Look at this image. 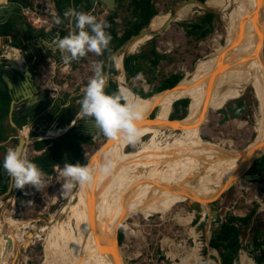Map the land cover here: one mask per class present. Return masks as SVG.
<instances>
[{
	"label": "rangeland",
	"instance_id": "rangeland-1",
	"mask_svg": "<svg viewBox=\"0 0 264 264\" xmlns=\"http://www.w3.org/2000/svg\"><path fill=\"white\" fill-rule=\"evenodd\" d=\"M27 1H29V3L32 5L35 4L36 8H40V18L47 21L44 23L45 27H50L51 25L55 24L54 18L57 15H53V13L49 12L54 11V4H56V0ZM180 1L181 0H154V6L157 10V14L160 12L167 13L177 2ZM42 3L44 4V6H42ZM192 3L195 6V12L189 14L182 20L173 21L171 25L164 31V33L155 36L153 41H150L149 39V41L146 40L144 43L140 44L139 48H137L135 53H145L150 48L149 46H154L156 52L159 55V62L156 66H153L152 64H150L149 66L147 65L149 67L148 75L143 74V76H145L144 79H147L149 77L151 79V82L144 83L142 80L143 76H141V74H137L135 77L128 78L124 70V78L127 85L129 86V89L132 90L133 87H142V89L144 88V91L147 90L149 92L155 86L159 85L161 80L169 74L179 72L182 76H184L186 72L193 71L195 68L196 73L201 62L216 49L215 47H217L218 44L226 43V24L221 15H218V18L212 23V29L203 31V34H200V36L198 34V31L192 30L193 28L188 27L190 24L199 22L203 18V16H205V13L208 12L206 9H208L210 5H212V7H216L217 2L211 1L206 9H201L199 5H195L194 2ZM180 6L184 7L185 5ZM47 8L48 11L44 12V9ZM14 12L23 14L21 10L20 12L18 10H15ZM157 14L154 16H157ZM131 15L132 13L130 11L125 12L124 9H122V11L120 12L121 17H118L119 19L117 20V22H115L117 31L121 32L123 27L125 26V22L122 16H125L126 19H129ZM19 31V29L17 30V32L15 31V38L19 37ZM41 38L44 37L40 36L37 39L33 38L32 42L36 41L37 44H40ZM50 38L44 39L48 40ZM9 45L10 42L8 38H0V49L5 50ZM133 53H130L128 55H131ZM20 54L22 55L24 60L25 55L22 52ZM109 56L110 54L106 55L105 53L102 56L88 53L85 57L81 58L75 63H66V78H63L65 76V73L62 70L63 64L59 61L58 56H56V54H54V56H52V54H46L45 58L42 60V66L39 67L40 71L37 68L36 77L34 78V81L30 80L31 85H28V88L35 93L36 90L38 92V88L40 87V85H50L48 82L49 78L47 77V73L48 70L51 69L50 65H52L53 62V65L56 66V75L51 81H54V83L57 85L58 90H64L65 88L63 85L66 82V100L67 102L68 100L71 101L74 106L73 108L75 114H78L80 109L79 103L82 98V95H78V93L82 92L81 90L87 85L89 78L93 75L92 66L95 62H99L103 65V72H105V84H107L108 82V76L116 80V72L110 73L109 75L106 73L107 68L105 67V64L108 63ZM49 58H51L50 61L48 60ZM144 61L145 60H142V62ZM25 62L26 63H23L25 65L22 66V71L20 72L24 71L27 66L28 60L26 59ZM111 62L114 63V67L117 70L115 62L113 61V54L111 55V61H109V64ZM7 65H9L7 60L0 59L1 67L10 69L7 67ZM36 67L34 66V69H36ZM4 75L8 74L6 72L0 73V85H2L1 81ZM10 81L12 83L13 92L16 91V96L20 95L19 93H21V90L23 89V87H25L23 83V75L21 74L20 76H18L15 79V82L11 79ZM194 82L195 81L193 79V81L189 83L190 93ZM117 88L119 89L118 83ZM39 94L41 95V93ZM175 94L176 91H174L173 97ZM189 97L191 102V96ZM140 98L143 97L140 96ZM237 98V100H239V104L244 103L246 105L243 116L241 117H234L230 118L227 121L221 122L223 114L220 112V109L225 108L229 104V100L233 98H228L222 105L218 107L211 106L209 108H206L207 111L205 110V119L201 120L199 123V136L202 139L210 140L218 144L223 143L222 145L224 148H234L236 150H241L243 147L253 141V139L257 136L255 131V121L258 112L257 101L255 100L252 93V88L250 86H247L244 89L242 95L238 96ZM143 99L147 103L148 113H150L151 110L154 109L150 113V115H155L157 112L159 101H156V107L152 108L151 105L153 103L149 102L148 99ZM172 101L173 100L169 101L165 105L166 117L168 119L169 114L171 113L177 115L184 114V117L181 119L171 120L172 122H182L189 114L190 102H187L186 107L183 104L178 105L177 111L173 109ZM29 104L31 103L29 102ZM169 104L170 109L169 113H167L166 106ZM71 122L72 121H70L69 124H71ZM24 124H27L28 127L32 125L31 122L27 121ZM63 126L65 125L55 126L54 122L52 126H49L48 128L46 127L47 129L45 130L44 134H46L48 130L53 132V134H50L52 136L51 138L46 139L47 145H45V148L36 149L34 148L33 142H26L24 144V153L26 154V158L29 159L37 156V154H40L45 149L51 148L54 138H64L66 136L65 132L58 131V128ZM184 127L185 124L183 123L174 127L171 126V129L169 128L163 130L162 132H159L156 135V138L161 140L162 143H167L169 140L177 137L182 132ZM150 137L151 136L148 134L144 135L142 139H139V141L135 145H131L125 142L124 146H121L117 149V155L126 156L130 153L135 152L139 149L141 143L143 141H147ZM106 139L107 138L100 139L97 142H86L82 144L81 148L85 163H88V161H91L92 163L95 160V155L98 152H101L103 148H105L106 144L112 141H107ZM9 147H15V142L11 139L5 141L2 145H0L1 162L6 153V150ZM249 160H251V158H245V160H242L241 158L240 160H238L237 164L247 162ZM228 163H230L229 166L227 165ZM232 164L233 162H229L226 159L215 160L214 167L222 166V168L219 172L215 169L208 170L212 173H215V176L210 179L212 180V183H214L211 188L208 183L209 178L208 176H206L207 170L204 169V167H199L200 169H197V171H195L193 170V166L187 164L184 168V185L176 195V200L172 202L174 206L171 211L166 213V215H164L163 217L161 213H156L149 217L146 216L145 212H143L142 214L138 213L137 215H134V217H131L128 220V222L132 224V232L131 230L125 229L123 226H120L118 229L116 228L118 230V233L122 234V240L119 245L123 247V256L127 264H173L174 260L170 253L183 255V247H186V249H188L194 246L200 247L199 252L203 258L202 264H219V253L209 245V238L211 236V233L218 227L219 223L225 220V217L229 214L244 216L253 209L254 213L251 217L249 227L251 228L252 224H254L259 227L260 230L264 233V207L263 209L259 210L260 200L264 202V182L260 181V179L246 178L243 175L241 177L242 172H246L252 175H259L257 173L258 168H255L254 171H252L251 169L254 168V166L253 163L249 162L240 166L238 170H235L237 168H234L224 175L220 174V172L228 171L229 168L232 167ZM57 166L58 169L55 170L53 167L52 171L48 175L43 173L45 185L43 190L38 191L31 186H25L24 189L11 188L9 193L6 191L0 192V223L4 224L5 228H7L13 216L18 221H27L29 223V227L27 228H25V224L20 225L19 232L21 237L25 238L24 233L26 231L37 232V234H39L38 237L34 238V242L32 244H30L26 249L22 248L20 250V256L18 255V260H20L19 264H40L41 262H44L46 260V256L48 255L49 251V241L51 240L49 237L45 240V233L42 232L41 229L47 222L51 220L52 216L57 215L56 213L61 210L63 204H65L68 199L73 196V193L78 188V185H76L70 193L62 194L61 182H63V178L59 175V172L63 168V165L57 164ZM187 167H189L190 171L186 170ZM191 183L197 184V187L191 189ZM200 187H203L208 191L205 195V198L210 210H207L205 208L202 209L201 204H203L204 198L200 196V193L195 194V196L193 197V200L195 201H192L191 203L185 201V198L182 197L187 195L186 200H188L191 194H193ZM157 196L158 198L160 197L159 194H157ZM208 211L211 212L212 216L214 215V213L216 214L215 220L209 221L210 218L208 215ZM176 212L180 213V215H178L179 218L180 216L192 215L189 213H193L192 221L189 224L178 223L175 218ZM64 217L67 220L70 219L72 229L76 230V223L72 217L71 209L66 211ZM201 218H203L204 223L198 225V222ZM119 223H121L122 225L124 224V222L122 221H120ZM107 224H109V222ZM33 225L34 227L32 228ZM191 227H194V229L198 231L197 238H194L189 233V229ZM6 233L7 235H4L0 238V264L12 261L10 251L7 249L8 243L10 242V236L8 235V232ZM240 238L242 239L241 242L243 243L240 248L241 253L243 251H249V255L244 259L243 262L241 256H239L238 251L236 264H249V262L250 264H257L252 256V253H254L253 249H251L247 245H244V236L241 235ZM164 239H167V242L163 241ZM178 257L179 256L175 258L177 261L179 260ZM48 262L49 260L46 261V264H48Z\"/></svg>",
	"mask_w": 264,
	"mask_h": 264
},
{
	"label": "bare ground",
	"instance_id": "bare-ground-1",
	"mask_svg": "<svg viewBox=\"0 0 264 264\" xmlns=\"http://www.w3.org/2000/svg\"><path fill=\"white\" fill-rule=\"evenodd\" d=\"M211 1L217 2L216 7H208V9L221 15L225 21L226 43L218 44L216 49L201 62L196 73V68L186 72L176 86L150 97V100L154 101L157 96L166 93L161 99L156 100L159 104L151 122L152 125L139 126L142 133L140 139L146 134L151 137L143 141L138 150L126 156H118L117 149L124 146L126 142L118 139L106 144L105 148L95 155V160L91 163L93 182L90 185H78L73 196L63 204L57 215L52 216L51 220L42 227L41 231L45 233V240L49 237L51 241H49L50 252L48 251L46 260L40 264H46L48 260V264H127L123 256V247L118 242L117 229L123 226L132 232V224L128 220L138 213L145 212L147 217L161 213L163 217L171 211L174 206L172 202L176 200V195L184 185V168L187 164L193 166L195 171L204 167L207 170L206 176L209 178L208 183L211 188L214 183L210 179L215 176V173L208 170L215 169L219 172L222 168V166L214 167L215 160L226 159L233 162L228 171L220 172L224 175L234 168L251 162L255 156L264 151L263 147L253 156L252 154L239 156L238 150L224 148L223 143H214L199 136V123L205 119L206 108L218 107L228 98H237L242 95L247 86H250L257 101L258 114L255 121L257 136L247 145L256 146L257 143L264 142V0H206L203 3L189 0L176 4L172 11L158 13L149 22V28L153 31L159 30L172 12L175 21L184 19L195 12L192 2L199 5L201 9H206ZM247 15L249 17L245 19ZM257 24L258 28H256ZM149 38L150 36H136L127 41L124 46L136 41L134 44L123 46L124 48L113 53V61L118 71L119 88L125 89L129 100L135 102L140 108L124 78L123 59L126 55L135 52L140 44ZM193 79L195 82L191 89L189 114L182 122L170 121L166 117L165 105L173 100L174 91L177 94ZM176 100L178 99L173 100L172 104ZM144 119L141 124L146 123ZM182 123L185 124L182 132L177 137L167 140V143H162L156 138L159 132ZM26 133V128L22 129L24 143L29 141ZM49 134L53 132L50 131ZM261 136L263 140L259 139ZM24 155L26 156L25 153ZM241 158L242 160L251 158V160L237 164ZM106 163H110L111 167L107 171H100L102 165ZM227 165L229 166L230 163ZM186 170L190 171L189 167ZM191 185V189L197 187V184L191 183ZM207 192V189L200 187L188 200H186L187 195L182 197L191 203L195 201L193 200L195 194L200 193V196L204 198L201 204L202 209L210 210L205 198ZM156 193L160 195L159 198ZM69 209L72 210L76 230L72 229L70 219L67 220L64 217ZM178 215L180 213L176 212L175 218L178 223L186 224L185 219L178 220ZM208 215L211 221L213 217L211 212L208 211ZM120 221L124 224L119 223ZM108 222L112 225L108 226ZM22 224H25V228L29 227L27 221H18L13 216L7 228L0 223V238L7 235L6 232L10 236L7 249L10 251L12 261L4 264H19L20 250L26 249L34 242V238L39 236L37 232L26 231L25 238L21 237L19 227ZM111 227L115 229V237ZM102 231L111 238L114 248L102 242L104 240L100 237ZM98 240L108 248V253L100 250ZM197 248L198 246H194L192 251H196ZM240 255L244 262L247 255L244 251ZM178 262L182 263L181 260Z\"/></svg>",
	"mask_w": 264,
	"mask_h": 264
},
{
	"label": "trees",
	"instance_id": "trees-1",
	"mask_svg": "<svg viewBox=\"0 0 264 264\" xmlns=\"http://www.w3.org/2000/svg\"><path fill=\"white\" fill-rule=\"evenodd\" d=\"M65 1H66V6L69 7L74 6L78 11H84L88 9V7L83 4L84 0H65ZM134 1H135V5L132 10V15L129 19L124 18L125 26L123 27L121 34L118 35V31L115 26L116 24L112 25L110 28L106 30L112 36L109 49L104 52L106 55L113 53L126 39H128L131 35L137 33L142 27L148 25L151 18L157 14V10L154 6V3H151L149 0L145 2L141 0H134ZM55 3L56 5L58 4L59 9L63 6L62 0H56ZM209 7H212V5H210ZM213 16H214L213 13L206 12L205 16H203V18L201 19L203 25L206 22L210 23L212 21ZM60 18L63 22L61 24L55 23L53 25V34H56L57 32H62L61 37H63L64 35L67 34L70 28L68 27V20L64 19L63 16H60ZM65 26H66V30H64ZM188 27H191L193 28L192 30H195V27L200 28L201 25L197 22L190 24ZM28 28L31 29L33 27L26 21L24 14H18V13L11 14L4 21L0 22V35L10 36L12 39L10 42V45L12 47L7 46L5 50L0 49V59L7 58L8 63L13 67L22 69V66L25 65L23 64L24 63L23 57L20 54V51L17 49V48H21L22 46L21 38L20 37L15 38V31L17 32V30L19 29L22 32H26V29ZM27 37L28 38L31 37L30 33L29 36ZM153 39L154 37L150 38L149 40L153 41ZM135 42H130L126 44V46L124 47L130 46ZM142 60L145 61L142 62ZM158 62H159L158 53L156 52L155 47L153 46L148 53L138 52L128 55L125 58L124 70L128 78L136 76L137 74L148 75V71H149L148 66L150 64L156 66ZM105 67H107V69L111 73L116 72L113 62H111L108 66L107 64H105ZM1 72H6L7 74H9V69H5L0 66V73ZM182 78L183 76L181 75V73L176 72L173 74H169L168 76H165L161 80L159 85L155 86L153 90L149 92L148 91L144 92L142 88H137V87L133 88L134 92L130 89V92L132 95H134L136 102L141 106L142 111L144 113V117L148 113V108H147V103L143 98L145 99L149 98L148 99L149 102L153 103L151 107L152 108L156 107L155 101L161 99V97L164 94L157 96L154 101H151L150 97L153 96L155 93H159L164 90L170 89ZM115 79L119 85L118 71L115 74ZM148 80L151 81L150 78H148ZM117 83L111 80L109 82V85L105 88V91L108 93H113L117 91L118 90ZM140 96H142L143 98H140ZM189 96H191V93H190V84L188 83L174 96L173 100L175 99L178 100L173 102L172 104L173 109L178 111L177 106L180 104L181 105L183 104L186 107L187 102L188 101L190 102ZM182 97H188V98H182ZM10 101H11V96L9 94L8 89H0V142L4 141L8 137V132L12 130L9 121L7 120ZM169 109H170V104L166 106L167 113H169ZM153 110H151V112ZM66 113H68L70 117L64 119L63 116H61L62 117L61 122L68 124L70 123L71 115H73L74 113V108L72 106L66 107ZM150 113L146 116V119H148V117L150 116L152 119L155 117L154 114L150 115ZM183 117L184 114L177 115L171 113L169 114L168 119L171 121V120L181 119ZM145 121L146 120H144V122ZM152 121H150V123ZM23 122L24 120L20 121L19 126H21ZM146 123H149V121H146ZM86 142H87V138L82 134V132L77 131L73 127H71L66 132V136L64 138L59 137L53 139L51 148L45 149L40 154H37V156L29 158L28 160L36 163L39 166V168L42 170V172L46 175H48L52 171L53 166L56 164L63 165L65 162H72V163L79 162L81 164H85V159L83 158V152L81 146ZM45 145H46V140H40L34 142V148L36 149L45 148ZM253 166L254 168H252L251 170L254 171L255 168H258L257 172L260 175V181L264 182V153L259 158L254 160ZM235 170H238V168ZM6 190H7V186L3 185L2 191H6ZM253 213L254 210L252 209L250 210L249 213L245 214L244 216L229 214L225 217V220L220 222L218 227L211 233L209 239V245L218 251L220 264H233V260L236 259L238 255V251L241 247V238H240L241 235L244 236L249 243H251V247L254 253L256 252L253 255L255 262L260 264L262 261H264V248H263L264 233L263 231L260 230L259 227H257L254 224H252L251 228L249 227ZM180 218L178 216L179 221L185 219L186 224H189L192 221L193 214L180 216ZM215 219H216V215H213L212 221ZM202 223H204L203 218L200 219L198 225H201ZM110 225L112 224H109L108 226ZM111 230H112V234L115 237L116 234L115 229L111 227ZM189 233L194 238H197L198 236V231L195 230L194 227H191L189 229ZM100 237L106 240V241L103 240L102 241L103 243L114 248L113 243L111 242V238L109 236L108 237L106 236L105 231H102ZM121 240H122V234L118 233V242L120 243ZM163 241L167 242V239H164ZM183 248H184L183 255H179L177 253H170V255L173 257L174 260L173 264H180L175 259L177 256H179L178 258L179 260H181L182 264H202V256L200 255L199 252L200 247L197 248L198 250L197 253H196L197 250L192 251L193 247H190L188 249H186V247Z\"/></svg>",
	"mask_w": 264,
	"mask_h": 264
},
{
	"label": "clouds",
	"instance_id": "clouds-1",
	"mask_svg": "<svg viewBox=\"0 0 264 264\" xmlns=\"http://www.w3.org/2000/svg\"><path fill=\"white\" fill-rule=\"evenodd\" d=\"M7 7L8 0H0V11ZM63 17L71 21V28L67 34L61 37L57 33L42 43L53 53L58 50L64 63L79 61L88 53L102 56L109 49L112 36L106 31L110 27L106 21L98 19L91 12L78 11L74 6L66 9ZM54 22L61 24L63 21L57 15ZM92 69L93 75L81 90L83 95L78 115L81 119L89 118L92 126L109 140L123 139L128 144L135 145L142 134L139 127L144 118L142 109L129 101L128 93L123 88L113 93L105 91L101 63L95 62ZM110 167L111 164L106 163L102 165L100 171H107ZM0 169L10 177V186L14 189L31 186L39 191L45 187L42 170L36 163L26 158L22 145L6 150ZM59 175L63 178L62 194L70 193L76 185H90L94 179L91 161L85 164L65 162Z\"/></svg>",
	"mask_w": 264,
	"mask_h": 264
},
{
	"label": "flooded vegetation",
	"instance_id": "flooded-vegetation-1",
	"mask_svg": "<svg viewBox=\"0 0 264 264\" xmlns=\"http://www.w3.org/2000/svg\"><path fill=\"white\" fill-rule=\"evenodd\" d=\"M11 3H18L20 6L17 8H14L11 12V14H16L18 12H14L15 10H18L20 12H22V4L23 2H25L26 0H9ZM93 1V0H92ZM95 1V5L91 6L89 4L88 9L92 8V10L90 11L92 14H94L96 17L101 14L104 13L105 19L104 21L107 22V24L111 27L112 25L115 24V20H113L114 18H116V16H120V12L122 11V9H124L125 12H131L134 8L135 5V1L134 0H116V3H109V5H105L103 4L100 0H94ZM127 1V3L124 5V2ZM143 2L147 1V0H141ZM151 3H154V0H149ZM206 1V0H205ZM62 4L63 6L59 9L58 4H54V10L56 11V14L58 16H63V13L66 9L69 8V6H66V1L62 0ZM60 5V4H59ZM86 5V6H87ZM176 5V4H175ZM42 6H44V4L42 3ZM87 9V10H88ZM45 11H48L47 9H44ZM87 10H84L85 12H87ZM23 13V12H22ZM51 13V12H49ZM10 14V15H11ZM2 16V13H0V18ZM112 19V20H111ZM152 19V18H151ZM217 19V18H216ZM215 19V14L212 18V21L210 23L206 22L203 25V22L200 20L198 23L201 25L200 28L195 27V30L198 31L199 36L200 34L202 35L203 31H208L212 29V23L214 22ZM70 24V21L68 22V25ZM109 27V28H110ZM64 30H66V26L64 28ZM30 33V38H28L27 36H29ZM60 34V36L62 35V32H57ZM56 33V34H57ZM19 37L21 38V48H19V51H21L24 55H25V59L23 60L24 63L25 60H28L26 69H28L30 71V76H28L29 80H33L36 77V72H37V68L40 71V68L42 66V60L45 58L46 54H52V56H54V54H56V56H58L59 61L63 64V72L65 73V76L63 78H66V63H64L61 60V56L59 51L57 50L56 53H53L52 50H48L42 43L43 40H45L44 38H50L55 36L56 34H53V25H51L48 28H28L26 29V32H22L21 30L19 31ZM44 37L41 38L40 44H37V42H32L33 38H38V37ZM3 35H0V38H3ZM26 37V38H23ZM18 49V48H17ZM21 49V50H20ZM20 52V53H21ZM73 63H75L76 61H72ZM34 66L36 67V69H34ZM6 67V65H5ZM107 68V67H106ZM44 70V69H43ZM45 71V70H44ZM104 71V70H103ZM106 73L109 75L111 72H109V70L107 69ZM23 75V72L17 71L13 68L9 69V78L11 80H14L20 76ZM104 76H105V72H104ZM24 77V75H23ZM108 82L106 84V87L109 85V82L112 80L114 81L113 78H111L110 76H108ZM24 81H25V77H24ZM23 81V83H24ZM2 85H0V89H8L9 94L11 96V100L14 98L16 100V104H15V108L12 111V119L16 125V127L12 126V130H10L8 132V137L2 141L1 143L3 144L5 141L7 140H13L15 142V147L18 144L19 141V135H22L19 132L20 127L27 121V122H31V124L35 127L36 132L35 135L36 136H49V130L47 131L46 134L45 130L49 127L52 126L53 123L55 122V126H60V125H67L66 123H62L61 119L63 116L64 119L69 118L70 115L68 113H66V107L68 106H73V104L71 103L70 100H66V82L64 83V90H58L57 87L55 88H51L50 86H47V84L40 85V87L38 88V92L41 93V95L37 92V95L40 97L39 101H35L33 99H31L30 97H26L24 96V94H20L18 96H16V91L13 92V88H8L6 82L3 80L2 78ZM115 82V81H114ZM105 87V88H106ZM134 88V87H133ZM35 90V89H34ZM133 90V89H132ZM78 95H83L82 92H79ZM16 96V97H15ZM11 102V101H10ZM31 104H28V103ZM237 105H242L239 104V100L236 101ZM244 104V103H243ZM10 107V106H9ZM230 107V103L225 107V109H228ZM64 109V112H63ZM9 114V111H8ZM89 118H83L81 119L80 116L78 114H75V111L73 113V115H71L70 121L71 124L68 123V125H70V127L65 131L66 132L73 127L75 130L82 132V134L87 138V142H97L100 139H105L106 137L103 135V133L101 132L99 135H95V136H91L90 135V131H97V129H95L92 126V123L90 121H88ZM7 120L9 121V115L7 117ZM24 120V122L20 125V121ZM10 123V121H9ZM30 124V123H29ZM47 127V128H46ZM10 132H14V135H10ZM48 139V138H46ZM43 139V140H46ZM34 143V142H33ZM47 145V143H46ZM0 163H2L0 161ZM258 173V172H257ZM7 174L0 169V192L2 191L3 185H6L10 182V177H6Z\"/></svg>",
	"mask_w": 264,
	"mask_h": 264
},
{
	"label": "water",
	"instance_id": "water-1",
	"mask_svg": "<svg viewBox=\"0 0 264 264\" xmlns=\"http://www.w3.org/2000/svg\"><path fill=\"white\" fill-rule=\"evenodd\" d=\"M103 4H105L106 6L107 5H109V3H116L115 1L116 0H100ZM185 1H189V0H181L180 2H177L176 4H178V3H182V2H185ZM195 1H198V2H204V1H202V0H195ZM8 4H9V7H7V8H5L3 11H0V13H2V16H1V18H0V22L1 21H4L10 14H11V12H12V10L14 9V8H17V7H19L20 5L18 4V3H11L9 0H8ZM83 4L84 5H87V4H89V5H91V6H94L95 5V1L93 0H84L83 1ZM175 6V5H174ZM172 9H173V7L170 9L171 11H172ZM208 12H210V13H213V14H215V19L217 18V13L215 12V11H213V10H211V9H206ZM252 13L250 12V15H251ZM252 16H253V14H252ZM249 16L247 15V17L245 18V19H247ZM112 20V19H111ZM173 21H175L174 20V13L172 12L171 14H170V16H169V18L167 19V21L165 22V24L159 29V30H155V31H153V30H151L150 28H149V23H148V25H146L145 27H142L137 33H135V34H133V35H131L128 39H126L115 51H117V50H120V49H122L123 48V46H124V44L127 42V41H129L130 39H132V38H134V37H136V36H139V37H143V36H150V38H152V37H155V36H157V35H159V34H162V33H164V31L171 25V23L173 22ZM255 22V21H254ZM23 27H25V26H23ZM256 28H258V24H257V26H256ZM257 31H258V29H257ZM259 32V31H258ZM149 38V39H150ZM11 37L9 36V42H11ZM9 47H12L11 45H9ZM114 51V52H115ZM113 52V53H114ZM112 53V54H113ZM111 54V55H112ZM111 55L109 56V58H108V63L107 64H109V61H111ZM128 55H126L125 57H124V59H123V69H124V64H125V58L127 57ZM159 57V56H158ZM12 68L13 69H15V70H17V71H22V69H20V68H16V67H13L12 66ZM116 72H117V70H116ZM23 75H24V77H25V81H24V86L25 87H23V89L21 90V93H19V94H24V96H26V97H30L31 99H33V100H35V101H39L40 100V97L37 95V93L35 92H33L32 90H30L29 88H28V85H31V81L28 79V76H30V71L28 70V69H24V71H23ZM3 80L6 82V84H7V86H8V88H12V83H11V81H10V79H9V77H8V75H4L3 76ZM116 83H117V81L116 80H114ZM180 82V80L174 85V86H176L178 83ZM173 86V87H174ZM172 88V87H171ZM237 99L238 98H234V99H231V100H229V103H230V107L228 108V109H225V108H221L220 109V112L223 114V118H222V120H221V122H224V121H227V120H229L230 118H234V117H241V116H243V112H244V110H245V108H246V105L245 104H242V105H237V103H236V101H237ZM15 104H16V100L13 98L12 100H11V102H10V107H9V121H10V124L12 125V126H14V127H16V125H15V123H14V121H13V119H12V111L14 110V108H15ZM29 104V103H28ZM207 114H208V112H207ZM147 120H149V123H143V124H141L140 123V125L141 126H151L152 125V123H150V121L152 120V118L151 117H148V119ZM92 123V122H91ZM139 125V126H140ZM101 132L97 129V131L95 132V131H90V135L91 136H95V135H99ZM15 133L14 132H10V135H14ZM108 139V138H107ZM106 139V140H107ZM260 140H263V136H261L260 138H259ZM24 141H25V139H24V137L22 136V135H19V141H18V144H17V146L18 145H22L23 146V148H24ZM253 146V145H252ZM248 146V145H246L245 147H243L241 150H238L239 151V156H245V155H247V154H252L251 156H253V154H256V153H258L260 150H261V148H263L264 147V142L262 143V141L260 142V144H256V146ZM250 147V148H249ZM264 153V151L262 152V153H260L259 155H257V156H255L253 159H252V161H251V163H253L254 162V160L255 159H257V158H259L262 154ZM242 175L244 176V177H246V178H254V179H260V176L259 175H252V174H248V173H246V172H242L241 173V177H242ZM11 186H10V182L7 184V190H6V192H8L9 193V191L11 190ZM214 213V212H213ZM214 215H216L215 213H214ZM222 222V221H221ZM99 239V238H98ZM98 246H99V248H100V250L102 251V252H106V253H108L109 252V250H108V248H106V247H104L102 244H101V242H100V240H98ZM263 248H264V244H263ZM261 264H264V261H262L261 262Z\"/></svg>",
	"mask_w": 264,
	"mask_h": 264
},
{
	"label": "built area",
	"instance_id": "built-area-1",
	"mask_svg": "<svg viewBox=\"0 0 264 264\" xmlns=\"http://www.w3.org/2000/svg\"><path fill=\"white\" fill-rule=\"evenodd\" d=\"M39 12H41L40 8H36L35 4L33 5V7H26L24 8V16H25V19L26 21L33 27V28H48V27H45V22H47L46 20L44 19H41L40 16H39ZM45 12V10H44ZM51 13L55 14L54 11H52ZM19 50V49H18ZM5 58V57H4ZM7 60V58H5ZM49 61L51 60V58L48 59ZM9 64V63H8ZM51 66V69L48 70V73H47V77L49 78V85L51 88H55L57 87V85L54 83V81H51L52 79H54L55 75H56V70H55V65H53V62H52V65ZM8 68H12V66L9 64L7 65ZM70 127V125H65L63 127H60L58 128V131H61V132H65L68 128ZM26 128L27 130V133H26V137L29 139V141L31 142H35V141H40V140H43V139H46V138H51L52 136L49 135V136H36L35 135V132H36V129L33 125L31 126H27V124H24L20 127L19 129V132L21 133L22 129ZM59 134V133H58ZM57 134V135H58ZM54 169H58V166L57 164L53 166ZM260 204V209H263L264 207V202L262 200H260L259 202ZM245 243H247L249 245V247L251 248V244L248 242V240H245L244 241ZM242 244V242H241Z\"/></svg>",
	"mask_w": 264,
	"mask_h": 264
},
{
	"label": "crops",
	"instance_id": "crops-1",
	"mask_svg": "<svg viewBox=\"0 0 264 264\" xmlns=\"http://www.w3.org/2000/svg\"><path fill=\"white\" fill-rule=\"evenodd\" d=\"M127 3V1H125L124 2V5ZM22 12L24 13V8H26V7H33V5L32 4H30L29 3V1H25V2H23V4H22ZM87 7H89V5H87ZM52 10H53V8H52ZM92 10V8H90V9H88L87 10V12H90ZM85 12V11H84ZM54 13H55V15H57L56 14V11L54 10ZM54 15V14H53ZM99 19H105V16H104V13H101V14H99L98 16H97ZM118 17H121V16H118ZM117 16H116V18H114L113 20H115L114 22H117V20L119 19ZM122 18L124 19L125 18V16H122ZM68 22H69V20H68ZM68 27L69 28H71V23H70V25H68ZM122 32V31H121ZM121 32H119L118 31V35H120L121 34ZM5 38H8L9 39V36H4ZM150 48L145 52V53H148L150 50H151V46H149ZM135 53V52H134ZM138 53V52H137ZM112 54V53H111ZM110 54V55H111ZM159 56V55H158ZM109 64H107V66H108ZM141 76H143L142 74H141ZM168 76V75H167ZM133 77H135V76H133ZM144 77L145 76H143V78H142V80H143V82L145 83V82H151L150 80H148V78L147 79H144ZM131 78V77H130ZM141 86H142V84H141ZM144 87V86H143ZM137 88H142V87H137ZM144 89V88H143ZM153 90V89H152ZM144 91V90H143ZM151 91V90H150ZM144 92H147V90L146 91H144ZM0 145H2V143L0 142ZM210 239V238H209ZM242 240V239H241ZM245 240H247V239H245ZM241 245H243V243L241 244ZM244 245H247V246H249L247 243H245L244 242ZM241 248V247H240ZM251 249H252V247H251ZM216 250V249H215ZM244 253L248 256L249 255V251H244ZM256 253V252H255ZM255 253H253L252 254V256L255 254ZM240 254H241V250L239 249V256H240ZM238 256V255H237ZM237 258V257H236ZM238 259H239V257H238ZM253 259H254V257H253ZM255 261V260H254ZM219 264H220V258H219ZM233 264H236V259H234L233 260ZM257 264H259V263H257ZM261 264V263H260Z\"/></svg>",
	"mask_w": 264,
	"mask_h": 264
}]
</instances>
